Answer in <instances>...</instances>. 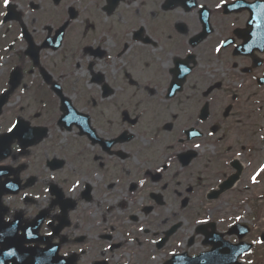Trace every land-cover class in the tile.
Segmentation results:
<instances>
[{"label":"flooded vegetation","instance_id":"obj_1","mask_svg":"<svg viewBox=\"0 0 264 264\" xmlns=\"http://www.w3.org/2000/svg\"><path fill=\"white\" fill-rule=\"evenodd\" d=\"M262 2L0 0V264L23 248L54 251L45 264H264V192L241 191L264 117ZM42 70L71 101L69 84L91 86L74 105L103 141L84 118L58 126L50 87L39 112Z\"/></svg>","mask_w":264,"mask_h":264},{"label":"rangeland","instance_id":"obj_2","mask_svg":"<svg viewBox=\"0 0 264 264\" xmlns=\"http://www.w3.org/2000/svg\"><path fill=\"white\" fill-rule=\"evenodd\" d=\"M62 81L64 82V84L69 83V78H63ZM65 87V86H64ZM73 91V90H71ZM77 92L79 95V89L75 88L74 92ZM48 101L51 100H45L43 102V112L47 111L49 109L50 103ZM263 103H264V93H263ZM47 109V110H46ZM52 110V109H51ZM263 127L264 124L258 129L257 135L255 136V138H252L251 140H249L248 144L250 143H256V146L258 147V150H262V153L260 155V157L256 160V162L254 161L253 158H251L250 156L252 155V151H248V153H246L244 156H240L241 157V162L243 161L245 163V172H246V180H247V184L243 187V189L241 190L243 193H245V195L250 199L252 198V200H254L255 198H258L261 194H262V190L264 192V183L262 186H252L250 184V180H251V176L253 175V173L255 172V170L260 166L261 162L263 161L264 164V141H263ZM61 135L56 134V147L59 148L60 145L59 141H60ZM240 190V189H239ZM237 194V199L236 201H238L239 203L243 204V205H247V206H251V199H245L243 198L240 194ZM257 204L262 206V202L260 200H257ZM264 204V203H263ZM264 212V211H262ZM264 224V222H263Z\"/></svg>","mask_w":264,"mask_h":264},{"label":"snow or ice","instance_id":"obj_3","mask_svg":"<svg viewBox=\"0 0 264 264\" xmlns=\"http://www.w3.org/2000/svg\"><path fill=\"white\" fill-rule=\"evenodd\" d=\"M8 3H9V0H4V5L5 6H7ZM13 128H15V125H13ZM9 131H12V128H10ZM253 179H255V177Z\"/></svg>","mask_w":264,"mask_h":264}]
</instances>
